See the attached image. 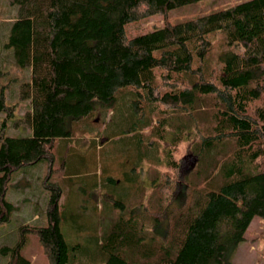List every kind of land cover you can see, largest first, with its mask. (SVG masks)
Segmentation results:
<instances>
[{
	"label": "trees",
	"instance_id": "16d2710c",
	"mask_svg": "<svg viewBox=\"0 0 264 264\" xmlns=\"http://www.w3.org/2000/svg\"><path fill=\"white\" fill-rule=\"evenodd\" d=\"M198 1L10 0L19 15L7 46L20 66L31 68V81L21 86L31 110L29 135L9 136L7 121L15 117V105L0 90V112L7 114L0 129V225L11 222L17 210L8 193L21 170L47 166L48 201L46 225H22L17 243L0 248L7 264H31L24 256L30 235L38 238L48 264L95 263L85 247L67 242L61 230L69 219L60 211L63 189L50 178L57 143L69 142L70 160L78 131L94 128L102 142L97 118L103 110L116 109L119 98L118 125L129 139L125 147L135 152L127 157L132 166H120L129 186L118 190L113 177L103 179L102 186L119 194L117 200L107 196L119 215L103 233L78 223L79 233H95L104 264H234L230 257L253 219L264 220V0L170 20L173 9ZM155 15L164 18L161 26L128 35L127 24ZM216 43L224 47L217 56L221 66L207 60ZM175 113L187 114L193 129L166 127ZM144 114H150L143 125L151 127L148 135L157 136L145 145L148 157L159 153V142L173 145L162 155L164 173H147L149 184L139 170L141 129L135 127ZM201 122L208 124L206 135ZM185 138L199 166H205V173H193L186 183L175 156ZM64 148L61 160L66 162ZM87 159H71L76 173L86 169ZM219 176L225 183L216 187Z\"/></svg>",
	"mask_w": 264,
	"mask_h": 264
},
{
	"label": "rangeland",
	"instance_id": "374dc122",
	"mask_svg": "<svg viewBox=\"0 0 264 264\" xmlns=\"http://www.w3.org/2000/svg\"><path fill=\"white\" fill-rule=\"evenodd\" d=\"M243 1L246 0H201L173 9L169 13V18L172 21L179 22ZM18 15V6L12 5L10 0H0V90L4 88L8 98V104L15 105V117H13L11 121H7L9 125L8 135L11 137L27 136L30 132L26 115L31 110V100L29 98H22L21 86L31 81V68L30 66H20L15 58L14 50L7 46L11 27L18 18ZM163 22L164 18L162 16L155 15L146 20L127 24L126 31L130 36H138L148 33L155 26H161ZM223 49L224 47L221 43L215 44L212 55L207 58L209 65L221 66L217 56ZM102 112L103 113L97 118V120L100 119L102 121V125H99L100 131H102V142L101 139L98 140L95 136L98 130L94 128L87 129L89 126L86 125L85 129H87V132L80 133L79 131L77 132L78 129H76L78 125H74L77 137L74 138L75 140L73 139L71 141L74 145V154L71 159L74 158L75 160V158L77 159L79 156L87 155L86 169L81 171V173H76L75 171H77V168L71 159L67 163L61 160L62 149L59 141L56 147L54 171L50 178L51 182L61 185L63 196L60 211L63 215L66 214L67 217L69 216V219L62 221L61 230L70 245L83 246L91 253L92 257L95 259V263L92 264H104L102 255L98 254V249L95 245V233L88 237L90 234V229H88L80 234L77 224L92 225V231L103 233L110 222L116 219L120 209L111 207V205L108 204L110 199L107 196L110 195L113 199L117 200L119 194L113 188L102 186L103 179L107 178V176L113 177L117 182L116 188L118 190H120V187L129 186L120 166L122 167L121 163L123 162L125 163V170L130 167V165L132 166V159L130 161V158L127 157L129 152L130 155L131 153H135L132 146L125 147V141L129 139L125 138L127 134L120 131V124L118 125V119L120 118V98L116 109L110 112L108 110H103ZM145 115L146 114H144L143 118L138 122L140 124L135 125V127L141 129V131H138L139 136L137 139L142 145L141 151L137 150V154L141 153L143 156L141 168L139 170L144 173L143 181L149 184L151 177H149L147 173H164L166 160L163 156L165 152L173 149V145L165 146V144H160L159 142L158 149L156 146H153L159 153H155L154 157H148L149 154L146 151L145 145H148V141H154L157 136L152 137L151 134L148 135V130L151 127L143 126L147 121ZM146 116L149 117L150 114ZM5 117H7V114L0 112V129L1 123ZM197 117L202 118L201 112L197 114ZM164 125L169 128L173 127L172 129L178 131L183 130L185 133H187L189 129H193L194 126V124H192L191 127H189L187 114L179 113L171 115ZM207 125L208 124L205 122H201L200 129L201 131L204 130V132L201 133L202 135L208 133V129H205ZM80 127L83 128L84 126L81 125ZM91 138H93L96 143L93 148L91 146L93 143L91 142ZM153 147L150 148V146H148L150 149ZM176 151L175 156L177 162L180 164V173L184 183L190 179L193 173H197L198 171L200 173H205L203 169L205 166H199L197 156H195L194 152L190 151V144L187 138L179 144ZM93 172H96L94 176ZM129 173L134 172L129 170ZM46 174L47 169L44 171V178L39 182L38 188H36L35 183H33V186L31 184L28 191L34 192L33 194L37 192L44 193L48 197V192L43 186ZM68 177H70V179ZM199 178L200 181H202L204 175H201ZM224 183L225 179L222 176L217 177L215 180L216 187ZM24 186L25 189L28 188L26 184ZM10 187H12V183ZM10 190H12V188H10ZM147 192L149 194L151 193L150 190ZM29 199L30 203H33V199ZM38 204L40 210L43 204L40 198ZM22 205L24 204H20V206ZM28 209L31 208L29 207ZM43 213L41 215V220L37 222L15 216L12 218L11 222L0 225V248L4 246L11 247L17 243L19 239V228L22 225H46V212ZM78 216L80 217V221L76 219ZM24 256L31 264H48V259L36 236L30 235L28 237V244L24 249ZM7 260V257L0 254V264H7ZM84 260L85 258H81V260L79 259L78 261L80 263H85ZM230 261L234 264H264V220L261 217H255L253 219L245 234L244 242H242L231 255Z\"/></svg>",
	"mask_w": 264,
	"mask_h": 264
},
{
	"label": "crops",
	"instance_id": "0c3cea01",
	"mask_svg": "<svg viewBox=\"0 0 264 264\" xmlns=\"http://www.w3.org/2000/svg\"><path fill=\"white\" fill-rule=\"evenodd\" d=\"M64 144V155L67 157V163L71 157L72 149L70 148L67 140L60 141V146ZM30 168L18 172L15 179L12 181V187H10L12 190H9L8 199L17 206V210L14 213L13 218L18 216L19 218H23L25 220L37 222L41 220L42 213L46 212L48 197L44 193L37 192L36 194H33L34 192H30L28 190L31 187V184L33 186V183H35L36 188H38V185L40 184L39 182L44 178V171H46L47 166L44 164H38ZM25 184L26 187H28L27 189L24 188ZM29 198L33 199V203H30ZM39 198L43 202L40 210L38 207ZM20 204L24 205L20 206ZM29 207L31 209H28Z\"/></svg>",
	"mask_w": 264,
	"mask_h": 264
}]
</instances>
